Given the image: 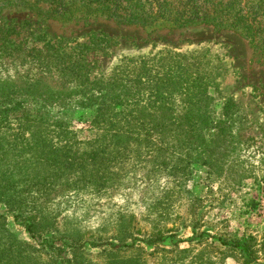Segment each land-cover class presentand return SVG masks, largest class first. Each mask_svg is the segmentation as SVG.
<instances>
[{"label": "rangeland", "instance_id": "obj_1", "mask_svg": "<svg viewBox=\"0 0 264 264\" xmlns=\"http://www.w3.org/2000/svg\"><path fill=\"white\" fill-rule=\"evenodd\" d=\"M0 264H264V0H0Z\"/></svg>", "mask_w": 264, "mask_h": 264}, {"label": "trees", "instance_id": "obj_2", "mask_svg": "<svg viewBox=\"0 0 264 264\" xmlns=\"http://www.w3.org/2000/svg\"><path fill=\"white\" fill-rule=\"evenodd\" d=\"M245 36L247 37L248 35L246 34ZM259 39H260V36H259ZM258 45H259V43H258ZM238 246H241V244H240V245H238Z\"/></svg>", "mask_w": 264, "mask_h": 264}]
</instances>
